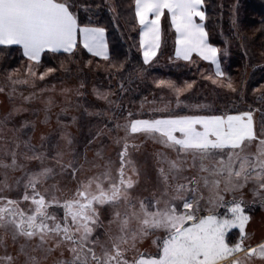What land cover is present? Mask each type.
I'll list each match as a JSON object with an SVG mask.
<instances>
[{
  "label": "snow or ice",
  "instance_id": "obj_1",
  "mask_svg": "<svg viewBox=\"0 0 264 264\" xmlns=\"http://www.w3.org/2000/svg\"><path fill=\"white\" fill-rule=\"evenodd\" d=\"M204 4L205 0H134L143 63L147 65L157 56L162 43L161 19L167 17L175 33V57L193 62L195 53L215 66L214 74L207 79L235 92L231 80L225 83L222 79L226 74L220 65L221 49L209 42ZM106 32L103 26L81 21L77 0H0V46H20L30 62L26 72L32 77L37 76L32 63L38 65L46 52L75 56L82 48L93 57L110 61ZM108 67L117 65L110 63ZM54 71L47 68L39 73V79ZM23 82L27 83V79ZM154 83L171 96L162 106L152 108L150 114L133 118V113L128 112L125 123L115 125L125 133L117 140H123V146L115 174L109 162L104 171L77 180L70 195L57 196L55 192L46 195L47 190L39 191V186L56 175L53 168L28 172L22 195H0V229L11 230L13 241L23 237L36 241L39 248L52 241L53 246L46 249L49 252L66 247L70 258L59 264H251L253 258L264 261V240L254 246L246 243L251 237L246 230L252 219L250 204L264 206V112L257 124L256 110L251 107L229 111L191 102L186 94L195 81L183 86L166 79ZM97 95L106 98L99 91ZM260 99L264 100V94ZM136 135L175 153L174 159L163 152L157 154L161 164L158 177L163 185L160 195H133L139 171L130 158V147L136 145H130L129 140ZM66 139L71 144V139ZM24 143L32 147L28 141ZM43 155L25 158L42 159ZM11 157L10 164L0 161V166L15 169V151ZM57 163L61 173L76 180L81 166L72 160L63 163L58 159ZM189 170L191 175L182 174ZM245 189L252 193L251 202L245 199ZM103 213L110 219L105 239L101 240L94 233L101 226ZM234 229L238 234L233 239ZM147 238H151L154 251L138 248ZM20 247L23 251L24 245ZM30 261L38 264L35 257ZM0 264H13V257L5 255Z\"/></svg>",
  "mask_w": 264,
  "mask_h": 264
},
{
  "label": "rangeland",
  "instance_id": "obj_2",
  "mask_svg": "<svg viewBox=\"0 0 264 264\" xmlns=\"http://www.w3.org/2000/svg\"><path fill=\"white\" fill-rule=\"evenodd\" d=\"M233 24L238 34L237 14H234ZM165 35L170 40L171 32L167 30ZM230 45L220 48L221 66L225 74L229 64ZM172 46L171 43L164 45L163 54L159 59L150 62V68L158 72L156 80L164 79L167 75H171L173 81L182 80L187 73L185 69L200 64L202 70L201 77H198L199 83L186 94L191 102L208 104L213 109L229 111L233 107L240 111L249 110L251 107L256 110L254 119L259 124L264 112V100L260 99L264 94V85L249 90L248 81L253 72L251 68H247L238 89L233 78L227 75L222 78L225 83L228 79L233 83L237 90L235 98L230 89L221 86L220 83L213 84L206 78L213 73L205 63L196 59L185 63L174 59L171 54ZM20 56L21 54L18 53L19 61L15 66L7 70L0 69V89H2L0 90V161L10 164L11 153L15 151L18 165L15 169L0 166V195L12 198L22 195L23 182L27 179L26 173L39 171L41 167L53 168L56 173L39 186V191L47 190L46 195L52 192L57 196L70 195L76 188L77 180L104 171L105 165L109 162L115 174L120 163L118 154L123 146V140L119 143L117 140L125 135L124 129L115 125H123L128 112L133 113V118H139L141 114H150L152 108L162 106V103L171 96L167 89L158 88L156 84L147 95L142 96L137 94L142 89V84L134 89L129 86L114 88V84L102 78L99 73L98 69L102 62L92 58L78 63L73 68H54V72L41 80L39 73L49 67L32 63L33 71L37 73L36 77H32L26 72L30 62ZM89 60L92 61L91 64L87 63ZM182 63L187 65L186 68H183L185 66ZM9 74L12 75L11 80ZM25 79L27 83L23 82ZM13 80L17 82L13 83ZM97 91L106 94V98L98 96ZM228 102L233 105L228 107ZM66 137L71 139V144ZM25 141H28L32 147L26 146ZM129 144L136 145L135 148L130 147V158L139 171V184L133 195L150 196L153 193L160 195L163 185L158 177V168L161 164L157 154L163 152L174 159L175 153L142 135L131 138ZM37 153H43V158H25ZM57 153H61L62 156L58 157ZM58 159L63 163L72 160L81 166L76 180L61 173ZM163 166L167 167L166 164ZM182 174L191 175L192 172L187 171ZM18 180L19 187H17ZM53 185L56 187L53 188ZM22 206L27 207V204ZM255 209L256 206L251 208L252 219L246 229L251 234L250 239L246 241L248 244H255L264 238V220L253 211ZM100 219L101 226L96 228L94 235L104 240L110 216L103 213ZM237 234L238 230H234L231 234L232 238L234 239ZM148 243H151V238L140 242L138 248H144ZM21 245H24L23 251ZM52 246L53 242L50 241L43 248H39L36 246V241H28L23 237H17L13 241L11 230L0 229V258L11 255L13 264H31V257H35L38 264H59L60 261L70 258L66 247L53 248L50 252L46 250ZM253 262L254 259L251 263Z\"/></svg>",
  "mask_w": 264,
  "mask_h": 264
},
{
  "label": "trees",
  "instance_id": "obj_3",
  "mask_svg": "<svg viewBox=\"0 0 264 264\" xmlns=\"http://www.w3.org/2000/svg\"><path fill=\"white\" fill-rule=\"evenodd\" d=\"M77 4L82 22L107 29L110 61L93 57L80 48L75 56H69L63 52L57 54L46 52L39 64L55 69L73 68L78 63L92 58L102 62L98 69L99 73L102 78L114 84V88L129 86L134 89L142 84V89L137 94L147 95L155 84L158 72L150 68V63L147 65L143 63V56L138 48L139 26L134 19V0H77ZM204 9L209 42L219 48H225L226 45L231 44L226 75L237 83L236 88L238 89L243 82L247 68L253 70L248 81L249 90L264 85V0H205ZM234 14H237L238 34L233 24ZM18 53L21 54L20 57L27 60L18 47L0 46V69L7 70L15 66L19 61ZM162 54L163 51L160 56ZM110 63L117 67L109 68ZM120 64H123L122 68L119 67ZM182 65L185 66L183 68L187 66L183 63ZM198 66L192 65L190 69H185L187 73L182 80L174 81L178 85L195 81L193 86H196L202 70L201 65L198 64ZM79 67L82 68L81 65ZM210 71L214 74L212 69ZM164 79L172 80V76L167 75ZM236 91H232V96L235 98ZM225 95L229 96V94ZM229 103L228 107L233 105ZM232 110L237 109L233 107Z\"/></svg>",
  "mask_w": 264,
  "mask_h": 264
},
{
  "label": "crops",
  "instance_id": "obj_4",
  "mask_svg": "<svg viewBox=\"0 0 264 264\" xmlns=\"http://www.w3.org/2000/svg\"><path fill=\"white\" fill-rule=\"evenodd\" d=\"M161 30H162V43H161V48L159 49V51H158V53H157V56L156 57H154L153 58V60L151 61V62H156L158 59H159V56H160V54H161V51H162V47L164 46V45H166V44H172L173 46H172V51H171V54H172V57L174 58V59H176V60H180L181 62H183V63H185V62H187V61H184L183 59H177L176 57H175V47H174V39H175V33H174V29H172L171 27H170V20L167 18V17H162V19H161ZM170 31L171 32V38H170V40L166 37V31ZM106 39H107V34H106ZM107 41H108V39H107ZM109 45V44H108ZM12 46H16V47H18L19 49H20V51L22 52V54H23V51H22V48L20 47V46H17V45H12ZM170 49V50H171ZM109 52H110V49H109ZM91 55V54H90ZM43 56V55H42ZM100 59V58H99ZM199 60L200 62H203V63H205L206 65H208L212 70H213V72H215V66L214 65H212L210 62H208V61H204V60H202L199 56H197L195 53L193 54V56H192V60ZM219 59H220V56H219ZM28 60V59H27ZM220 65H221V60H220ZM221 69H222V66H221ZM244 195H245V198L246 199H253V196H252V193L250 192V191H248L247 189H245V191H244ZM235 231H236V229H234ZM234 230H232V232L234 231ZM262 240H264V238L262 239ZM262 240H259L257 243H259L260 241H262ZM256 244V243H255ZM254 244V245H255ZM253 245V244H252Z\"/></svg>",
  "mask_w": 264,
  "mask_h": 264
},
{
  "label": "flooded vegetation",
  "instance_id": "obj_5",
  "mask_svg": "<svg viewBox=\"0 0 264 264\" xmlns=\"http://www.w3.org/2000/svg\"><path fill=\"white\" fill-rule=\"evenodd\" d=\"M189 171H191V170H189ZM81 180H83V179H81ZM246 200H248L249 202H251L253 199H246ZM253 206H256V209L253 210V211L256 212V213H258L259 216H260L259 218H262V220H264V218H263L264 217V206H261L259 203L250 204V208H252ZM253 246H254V244H253ZM141 249L142 250L143 249H147L149 251H154V248H153V246H152L151 243H148L144 248H141ZM242 256H243V254H241V257ZM253 259H254L255 264H264V261H262V260H260L258 258H253ZM254 262L251 263V264H254Z\"/></svg>",
  "mask_w": 264,
  "mask_h": 264
}]
</instances>
